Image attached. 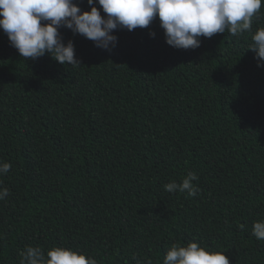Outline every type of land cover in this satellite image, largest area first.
I'll return each mask as SVG.
<instances>
[{"label":"trees","instance_id":"trees-1","mask_svg":"<svg viewBox=\"0 0 264 264\" xmlns=\"http://www.w3.org/2000/svg\"><path fill=\"white\" fill-rule=\"evenodd\" d=\"M72 3L107 19L98 0ZM260 29L264 0L250 32L188 50L167 44L158 16L118 26L107 50L61 25L71 66L50 53L26 61L0 27V168L11 166L0 172V264H21L28 247L164 264L190 243L264 264L252 234L264 222V60L250 50ZM188 173L194 197L165 191Z\"/></svg>","mask_w":264,"mask_h":264},{"label":"clouds","instance_id":"clouds-1","mask_svg":"<svg viewBox=\"0 0 264 264\" xmlns=\"http://www.w3.org/2000/svg\"><path fill=\"white\" fill-rule=\"evenodd\" d=\"M98 3L106 20L96 7L81 14L72 0H0L3 17L0 27L26 61L50 53L61 65L75 66L79 63L72 42L64 46L59 39L61 25L107 50L110 44L115 46L117 38L110 33L118 26L128 31L147 29L158 16L167 44L188 50L200 47L199 37L211 39L226 30L233 37L250 32L253 18L262 7V0H98ZM88 4L91 6L93 0H88ZM252 39L254 46L250 50L264 60V29L258 30ZM10 167L5 163L0 172L7 173ZM196 179L193 173H188L182 183L165 185V191L187 192L194 197L199 191L192 185ZM8 194L5 189L0 199ZM239 228L243 230L244 225ZM252 234L264 241V222L254 223ZM20 256L21 264H96L84 255L62 248L49 250L45 256L40 248L28 247ZM164 264H229V260L224 254L210 253L197 243H190L186 247L174 244Z\"/></svg>","mask_w":264,"mask_h":264}]
</instances>
